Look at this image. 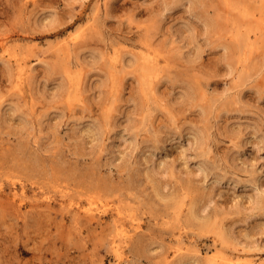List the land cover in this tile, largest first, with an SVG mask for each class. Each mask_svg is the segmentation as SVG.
I'll use <instances>...</instances> for the list:
<instances>
[{"label": "rangeland", "instance_id": "obj_1", "mask_svg": "<svg viewBox=\"0 0 264 264\" xmlns=\"http://www.w3.org/2000/svg\"><path fill=\"white\" fill-rule=\"evenodd\" d=\"M0 264H264V0H0Z\"/></svg>", "mask_w": 264, "mask_h": 264}, {"label": "bare ground", "instance_id": "obj_2", "mask_svg": "<svg viewBox=\"0 0 264 264\" xmlns=\"http://www.w3.org/2000/svg\"><path fill=\"white\" fill-rule=\"evenodd\" d=\"M251 16H252V15H251ZM89 202H90V201H89ZM87 204H88V203H87ZM94 204H95V201H94ZM85 205H86V204H85ZM80 208H81V207H80ZM99 208H100V207H99ZM89 210L91 211V210H93V209H89ZM87 211H88V210H87ZM91 213H92V212H91ZM130 220H131V219H130ZM135 221H136V220H135ZM134 224H135V223H134ZM122 226H123V225H122ZM136 227H138V226H136ZM119 228H120V227H119ZM118 230H119V229H118ZM120 233H121V232H120ZM124 235H125V234H124ZM117 245H118V244H117ZM117 248H118V247H117ZM117 248H115L116 252H117ZM112 250H113V249H112ZM119 255H120V253L118 252V253H117V257H118ZM121 255H123V254L121 253ZM121 255H120V256H121ZM117 259H118V258H117ZM115 262H116V261H115ZM216 262H217V261H216ZM236 262H237V261H236ZM238 262H239V261H238Z\"/></svg>", "mask_w": 264, "mask_h": 264}]
</instances>
